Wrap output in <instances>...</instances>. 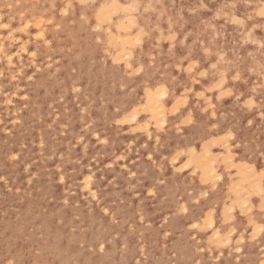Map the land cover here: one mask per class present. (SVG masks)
Segmentation results:
<instances>
[{"label": "rangeland", "instance_id": "1", "mask_svg": "<svg viewBox=\"0 0 264 264\" xmlns=\"http://www.w3.org/2000/svg\"><path fill=\"white\" fill-rule=\"evenodd\" d=\"M44 1L0 0V264H264V0H163L182 33L128 58L146 5Z\"/></svg>", "mask_w": 264, "mask_h": 264}, {"label": "bare ground", "instance_id": "2", "mask_svg": "<svg viewBox=\"0 0 264 264\" xmlns=\"http://www.w3.org/2000/svg\"><path fill=\"white\" fill-rule=\"evenodd\" d=\"M165 1V0H164ZM133 3H135V5L137 6L136 8L138 7H141L142 5H146L147 7V10L145 11V13H140L139 15L137 16H134V15H130V18H128L127 22H128V25L126 27V29L130 28L131 29V35L132 36H128L127 34H120V38L122 39V44L124 45V47L127 49V53L123 54L122 57H132L134 55V51L130 48L132 45H134V43H142L144 41V46L143 48L147 51H150V49H152V46H151V39H152V36H154V34L156 33H161V34H166L168 36H170V32L168 30L171 31V33L173 34H180L182 33V26L184 24L183 20H181L179 17L182 15H179V17H175L174 14H168L165 10L167 9L165 4L163 3V0H160L158 2H155V3H151L150 0H132ZM160 2V3H159ZM182 2L183 0H168V4L171 5L172 7V11L175 12L177 9H180L182 7ZM236 2H240V0H236ZM167 4V5H168ZM262 4L258 5L256 10L259 9V8H262L263 6H261ZM261 6V7H260ZM25 9L27 10V13L30 17H32V20H38L40 21L41 19H45V18H53L54 15H53V10L50 9L49 5L43 0V1H39L37 3H35L34 1L32 0H25ZM119 8L118 5L114 4V2H107L105 4V6L102 8L101 10V15H104V16H108V18L111 17V14L112 12L115 11L116 13V10ZM131 8H134V6L132 5ZM253 8V7H252ZM137 10V9H136ZM129 11V10H128ZM135 11V10H134ZM133 11V12H134ZM262 11V10H260ZM259 11V12H260ZM197 12V11H196ZM184 14V13H183ZM199 13L197 12V15ZM217 15V14H216ZM262 15H263V12H262ZM190 13H186L185 15V20L184 21H189V17H190ZM31 19V18H30ZM235 20V19H233ZM237 22L234 21V23ZM1 23H2V20L0 19V27H1ZM124 25H126L124 23ZM123 25V26H124ZM190 27V26H189ZM123 28V27H122ZM125 28V26H124ZM157 29V30H155ZM167 29V30H166ZM124 30V29H123ZM129 30V29H128ZM192 30V29H191ZM248 30V29H247ZM245 30V31H247ZM198 30L194 29L191 31L189 37H188V45L189 43L194 40V37H196V33H197ZM44 34V33H42ZM172 36V35H171ZM172 37H175V36H172ZM171 38V37H170ZM169 38V39H170ZM173 39V38H172ZM207 40H208V36H207ZM171 41V39L169 40ZM171 47V46H170ZM187 47V45L185 46ZM185 47H181V48H185ZM180 48V46H179ZM206 52V50H204ZM208 52V51H207ZM152 56V55H151ZM221 56V55H220ZM219 56V57H220ZM227 58H228V54H226ZM199 57L201 58V56L199 55ZM229 59V58H228ZM228 59H225L224 60V63L223 65L225 66H221L222 68H226L229 66V60ZM135 62L139 65V63L141 64V61L140 59H136ZM192 63V62H191ZM209 57L205 58V59H201V66H207L209 64ZM193 64V63H192ZM194 65V64H193ZM211 66L213 65L212 63L210 64ZM210 66V67H211ZM214 66V65H213ZM179 66H175V68H178ZM190 69L192 70V67H190V64L188 67H185V69ZM188 69V71H189ZM227 69V68H226ZM228 70V69H227ZM187 71V72H188ZM203 71V70H202ZM225 71V70H224ZM250 71V70H249ZM206 72V71H205ZM205 72L203 71L202 73H204L205 75ZM150 73V72H149ZM220 73V72H219ZM201 74V73H199ZM221 74H223V72L221 71ZM224 77H222L223 79ZM236 79V78H235ZM219 81V80H218ZM221 81V80H220ZM220 83V84H219ZM219 83H215V85L213 86V88L216 87H219V85H222L221 82ZM175 84V83H173ZM155 85H157V89L155 91H148L146 93L147 95V99L149 101V107H148V110L150 111V113L152 115H161L163 114V105L159 102V98L161 95H166L167 94V91H169L171 88L174 89L173 85H170L169 87H167L166 89L164 88V86H159V83H155ZM161 89V90H159ZM225 91V90H224ZM228 92H230L229 90H227ZM201 94V93H200ZM222 94V93H221ZM230 94V93H229ZM220 96H224V92L222 95ZM250 100V99H249ZM250 103H254V101H249V103H246L247 105H249ZM253 104H251L250 106H252ZM260 107H264V103L262 102L261 105L259 104ZM174 107V106H173ZM262 107V108H263ZM154 116V117H155ZM260 117V113H258V115ZM251 122V121H250ZM239 130L236 131V133L239 135L240 133H238ZM243 166V165H242ZM241 166V171L244 170L245 171V168L243 166L242 168ZM246 169L249 170V168L247 167ZM247 170V172H249ZM243 172V171H242ZM246 172V173H247ZM261 172V171H260ZM243 174V173H242ZM241 174V175H242ZM263 175V173H260ZM244 177H243V182H244V189H247V193L248 191L250 192L249 193V196H251L252 192L253 193H257L262 190L263 186L259 183V177H254V176H259L257 174H254L253 176L250 174H243ZM264 178V177H263ZM262 177L260 179H263ZM87 183V181H86ZM87 186L89 185L86 184ZM262 186V187H261ZM242 189V188H240ZM239 189V190H240ZM245 190H243L244 192ZM241 193V192H240ZM247 193H243V194H246L248 195ZM263 192H261L262 194ZM258 194V193H257ZM241 195V194H240ZM253 195V194H252ZM256 195V194H254ZM248 197V196H247ZM239 200V199H238ZM248 200V199H247ZM249 201V200H248ZM239 202V201H238ZM240 205V204H239Z\"/></svg>", "mask_w": 264, "mask_h": 264}]
</instances>
